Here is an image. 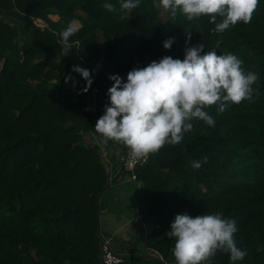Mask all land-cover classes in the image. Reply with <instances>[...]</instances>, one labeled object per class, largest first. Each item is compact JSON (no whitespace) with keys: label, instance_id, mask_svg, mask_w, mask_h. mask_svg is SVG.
<instances>
[{"label":"trees","instance_id":"16d2710c","mask_svg":"<svg viewBox=\"0 0 264 264\" xmlns=\"http://www.w3.org/2000/svg\"><path fill=\"white\" fill-rule=\"evenodd\" d=\"M121 3L0 0V264H100L96 196L109 171L89 134L109 103V76L126 81L133 67L183 59L186 47L201 42L205 52L232 53L258 73L253 99L219 114L217 105L206 107L215 126L194 119L180 144L136 168L133 206L147 252L126 253L121 264H176L175 240L166 235L175 216L213 212L236 221L237 246L247 251L236 264H264V0L251 23L223 33H213L206 16L162 17L153 0L132 11ZM64 20L80 27L63 57ZM169 37L175 41L165 49ZM73 65L90 71V87ZM212 264L232 262L217 252Z\"/></svg>","mask_w":264,"mask_h":264},{"label":"clouds","instance_id":"9594fccd","mask_svg":"<svg viewBox=\"0 0 264 264\" xmlns=\"http://www.w3.org/2000/svg\"><path fill=\"white\" fill-rule=\"evenodd\" d=\"M139 4L140 0H122L120 7L132 11ZM258 4L259 0H153L154 7H162L172 17L178 13L188 21L208 17L215 25L213 33H223L239 22L251 23ZM103 7L109 12L116 10L111 3ZM79 27L73 20L60 32L63 57L70 54V37ZM187 36L186 44L191 33ZM174 41L175 37L166 38L163 47L171 49ZM219 47L218 41L215 48ZM204 49L201 42L186 47L183 59L163 56L145 67H133L126 81L110 75L114 83L107 90L109 103L95 124L100 141L104 145L109 141L122 144L132 158L146 163L150 154L158 153L165 145L180 144L184 134L193 130L194 119L215 126L206 107L217 105L219 114L230 104L252 101L258 73L245 71L243 61L232 53L218 55L215 49ZM72 71L90 87L87 68L73 65ZM71 78L69 74L65 82ZM191 166L198 169L201 162L192 161ZM170 227L166 235L175 240L172 254L176 264H212L217 252L228 254L232 264L247 256L246 249L238 247L235 240L236 221L224 218L222 212L195 217L177 214Z\"/></svg>","mask_w":264,"mask_h":264},{"label":"crops","instance_id":"0c3cea01","mask_svg":"<svg viewBox=\"0 0 264 264\" xmlns=\"http://www.w3.org/2000/svg\"><path fill=\"white\" fill-rule=\"evenodd\" d=\"M132 181H125V182H116L114 185H118L115 187H118V192H121L122 186L126 185L127 183H130ZM112 187L111 184L108 188ZM125 187V186H124ZM107 188V189H108ZM128 189V188H124ZM130 191L132 192L130 195L131 199V205L128 208V215L126 214V211L122 209L121 204H119L118 207L113 206V201L116 202L115 198H108L105 202H102L101 209L99 207V221L103 223L102 226L105 227L107 230L105 233L106 236L112 237V247L115 251L121 254L126 253H146L147 249L144 245V240L142 242V245H137L134 235H141V232L139 231L140 228L138 226L142 227V222L136 217V214L134 212V198H135V192L132 191V188H130ZM105 193V192H104ZM103 193V194H104ZM103 194L100 198H102ZM129 199V201H130ZM124 229H129V234L126 236L123 234H120V232ZM114 231L116 233L114 234ZM133 235V237H132ZM125 236V237H124Z\"/></svg>","mask_w":264,"mask_h":264},{"label":"built area","instance_id":"2783aa9c","mask_svg":"<svg viewBox=\"0 0 264 264\" xmlns=\"http://www.w3.org/2000/svg\"><path fill=\"white\" fill-rule=\"evenodd\" d=\"M96 144L100 146V152L104 158L105 164L108 167L109 183L125 182L135 180V170L138 166L145 164L138 161L129 155V150L122 144L113 141L116 151H109L105 145L100 141V137L95 138ZM116 156L114 157V155ZM114 157V159H113ZM149 156L147 158V161ZM100 264H121L124 261V255L115 251L111 245V238L104 235L100 230ZM153 257H160L157 253H152ZM165 264H170L166 263Z\"/></svg>","mask_w":264,"mask_h":264},{"label":"rangeland","instance_id":"374dc122","mask_svg":"<svg viewBox=\"0 0 264 264\" xmlns=\"http://www.w3.org/2000/svg\"><path fill=\"white\" fill-rule=\"evenodd\" d=\"M158 12H159V14L162 17H164L165 16V13H166V10H164L162 7H160V8H158ZM69 22L70 21H65L64 20L63 27L64 28L67 27L68 24H69ZM94 133L95 132H91L89 134V138L92 139L93 141H95V138L97 137V135H95ZM105 147L107 148L108 153H109L110 149H111L112 152L113 151H116V148H115V146L112 143H107V145H105ZM115 156H116V154L114 155V157ZM114 157H113V159H114ZM111 186L112 187L108 188L105 191V193L103 194V196L101 198V202H105L106 199H108L109 197L110 198H115L116 197L117 199H115L116 202L113 201V206L114 207H118L119 204H121L122 209L125 210L126 211V214L128 215L129 212L127 210L129 208V206L131 205L130 195L132 193L130 191V188H132V191L135 192L137 190L136 189V182L135 181H132V182L127 183L126 185H124L126 188H128L127 190L124 189L125 188L124 186H122L123 189H121V192L120 193L118 192V187H115V186H118V185H114V183H113ZM129 199H130V201H129ZM100 224H101V227L100 228L102 229V231L104 233H107L106 232L107 230L105 229V227L102 226L103 225L102 221L100 222ZM138 227L140 228L139 231L141 232V235H136V236L134 235V237H135V240H136L137 245L139 246V245H142V242H143V234H142V227L141 226H138ZM129 232H130L129 229H124V230H122L120 232V234H123V235L126 236L127 234H129ZM115 233H116V231H114V234ZM132 237H133V235H132ZM111 244H112V242H111Z\"/></svg>","mask_w":264,"mask_h":264},{"label":"water","instance_id":"95a60500","mask_svg":"<svg viewBox=\"0 0 264 264\" xmlns=\"http://www.w3.org/2000/svg\"><path fill=\"white\" fill-rule=\"evenodd\" d=\"M84 108V104H83V107ZM110 186V183L107 182L102 188L101 190L98 192L97 196H96V210H97V213L99 214V203H100V197L101 195L107 190V188Z\"/></svg>","mask_w":264,"mask_h":264}]
</instances>
